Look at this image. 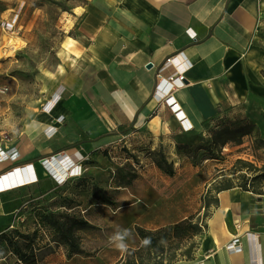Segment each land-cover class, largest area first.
I'll return each instance as SVG.
<instances>
[{"label":"crops","instance_id":"1","mask_svg":"<svg viewBox=\"0 0 264 264\" xmlns=\"http://www.w3.org/2000/svg\"><path fill=\"white\" fill-rule=\"evenodd\" d=\"M81 8L69 56L46 74L9 133L0 132V176L33 163L36 179L0 191V264H23L1 236L17 238L18 214L56 189L41 160L65 153L83 161L95 181L107 175L116 205L128 208L120 199L130 188L168 180L150 156L177 152L180 138L215 137L244 118L243 106L264 99V0H91ZM181 52L191 63L184 85L157 88L160 75L176 76L178 65H164ZM4 115L1 107L0 121ZM126 165L138 177L120 185L117 170ZM215 197L194 257L165 264H264V195L234 186ZM234 240L237 251L228 248ZM55 244L38 241L37 264L74 259L53 253ZM130 248L118 257L100 252L93 264H122Z\"/></svg>","mask_w":264,"mask_h":264},{"label":"rangeland","instance_id":"2","mask_svg":"<svg viewBox=\"0 0 264 264\" xmlns=\"http://www.w3.org/2000/svg\"><path fill=\"white\" fill-rule=\"evenodd\" d=\"M90 1L0 0V108L5 111L0 132H4V136L19 121L27 103L40 94L43 78L60 63L62 55L59 52L62 49L70 52V37L75 35L71 25L75 18H79L76 12ZM21 3L25 4L13 28L2 27V22L14 19ZM255 102L259 103L248 106L247 110L243 106L244 118L228 121L223 129L226 134L219 140L215 137L180 138L181 147L178 145L177 152H164L173 174L164 171L168 180L158 182L157 188L143 184L126 190L127 198L121 195L120 201L129 204L128 208L102 201L97 190H104L115 202L116 191L109 186L107 175L95 181L87 173L84 179L71 178L64 183L55 181L56 189L52 193L18 214L19 230L23 234L35 232L36 246L40 239H47L46 235L51 241L57 239L59 243L54 245L55 249L51 247L53 253L61 249L67 259L74 257L72 261H63L64 264H93V257L100 252H107L104 254L107 257H118L123 251L117 246L120 241L110 238L125 229L129 235L124 237L123 243L133 248L127 249L126 261L122 264L140 257L144 259L143 264L193 258L206 229L202 234L186 236L180 241H167L164 243L165 253L152 257L146 249L136 248L142 243L138 228L156 230L192 217L196 222L201 221L206 213L210 215V208L204 207L206 202L214 201L218 190L229 184L247 183L254 194L264 195V99ZM154 155L156 157L150 156L151 159L158 161L159 153ZM94 162L91 160L89 164ZM136 164L139 166L140 162ZM126 166L129 172L131 166ZM44 209L70 212L89 220V227L75 231L83 248L82 254L68 256V249H64L65 245L56 237V232L41 219ZM207 217L202 220V225ZM49 252L46 249L38 257Z\"/></svg>","mask_w":264,"mask_h":264},{"label":"trees","instance_id":"3","mask_svg":"<svg viewBox=\"0 0 264 264\" xmlns=\"http://www.w3.org/2000/svg\"><path fill=\"white\" fill-rule=\"evenodd\" d=\"M223 129H225V127L219 131L217 136H215L217 140H219V138H221L223 134H226L224 132L225 130ZM158 153L160 156V159L157 161L159 168L163 172L165 171L168 174L172 175L173 170L170 163H168L165 153L163 151H160ZM126 169L127 166H123L118 168L117 170L116 179L120 185H131L138 177V172L135 168L132 167L128 168L131 169L129 172L126 171ZM85 177L86 174L84 173L81 177L75 179L79 180V179H84ZM232 187H234V185L229 184L228 186L220 188L218 192ZM239 187H241L244 190L250 191V189L247 187V183L241 184L239 185ZM96 194H101L99 198L102 201L104 200L105 203L116 204L115 200L110 198V196H107L104 190L99 189L96 191ZM217 203H218V199L215 197L214 201L211 202L209 200L208 202H206L204 207L206 209H209L212 204L215 205ZM205 216H209V215L206 213ZM41 219L56 232L55 233L56 237L59 238V240L63 243V245L67 247L68 256H72L73 254L83 253V248L78 240L75 231L79 228L89 227L91 223L89 222L88 219L84 217H79L76 214L70 212H63V211L60 212L50 209L42 210ZM202 220L196 222L194 217L184 218L174 224H169L160 227L156 230H148L140 227L138 228V232L142 239V243H141V247L137 249L144 248L147 250L149 256L159 257L160 254L163 255L165 253L166 246L164 245V243H166L167 241H172V240L180 241L183 240L186 236L191 237L202 234L204 230L207 228L206 223L203 225L201 224ZM38 225H41V223L38 222ZM15 234L17 238H15L12 235L7 237L6 234H3L1 238H4V240H6L8 247H10V249L18 256V258L21 260L23 264H37L38 258L35 252V245H36L35 243L37 240L36 239L37 234L35 232L33 234H23V232L19 230H16ZM146 240L148 241L147 243H145ZM54 241H56V243H59L57 239H54ZM138 254L141 255L142 251L139 250ZM137 259H138V263L140 264L144 263V259L142 257H140V259L139 258ZM171 261L172 260L167 262H171ZM165 262H166L165 260H161L156 263H147V264H165ZM126 264H137V262L128 260Z\"/></svg>","mask_w":264,"mask_h":264},{"label":"built area","instance_id":"4","mask_svg":"<svg viewBox=\"0 0 264 264\" xmlns=\"http://www.w3.org/2000/svg\"><path fill=\"white\" fill-rule=\"evenodd\" d=\"M24 4L25 3L20 4L19 11H18V13H16V16L14 17V19L11 22H2L1 26L4 28H7V29L8 28L12 29L14 26V23L17 20V15L21 12ZM172 63L178 65L177 66L178 72H176V74H175L176 76L175 77L171 76V77L167 78V77H163L160 75V80H159V83L157 85V88H159V89L161 88L164 91H167L168 93H170L171 91L175 90L176 88L184 85V82H183L184 77H185L184 73H185L186 69H188L191 65L190 61L186 58V56L183 52L177 54L176 56L169 58L166 61L164 67L165 66L167 67V66L171 65ZM167 101L169 103H173L174 102L173 97L170 95L167 98ZM172 106H173V108L177 107V109H179L177 103H174ZM180 113H181V111H178V114H180ZM185 120L186 119H184L183 122ZM53 159H55V158L43 159V160H41V163L48 168V164H50V161ZM56 159L58 160V162L62 163V165L65 169V172L67 174L66 178L63 181H61L60 183L65 182L69 178H79L86 171L84 168L83 161H74V160L70 159V157L65 153L62 155L57 154ZM33 165H34L33 163L26 164V166H29L30 168H34ZM16 168H18V167H16ZM16 168H14V169H16ZM1 176H4V174ZM33 179L36 180L35 178H33ZM39 226H41V225H39ZM46 237L49 238L48 235H46ZM228 248L232 251H237L241 248V244L239 242H237V240H234V241L230 242Z\"/></svg>","mask_w":264,"mask_h":264},{"label":"bare ground","instance_id":"5","mask_svg":"<svg viewBox=\"0 0 264 264\" xmlns=\"http://www.w3.org/2000/svg\"><path fill=\"white\" fill-rule=\"evenodd\" d=\"M59 53L64 57L69 56L68 49H62ZM48 170L52 177L58 182H61L66 178L67 174L62 163L57 162L54 159L48 164ZM33 178H35V173L32 168L26 165L19 166L16 169H12L4 176H0V191L9 190L24 184H30L34 180Z\"/></svg>","mask_w":264,"mask_h":264},{"label":"clouds","instance_id":"6","mask_svg":"<svg viewBox=\"0 0 264 264\" xmlns=\"http://www.w3.org/2000/svg\"><path fill=\"white\" fill-rule=\"evenodd\" d=\"M129 233H128V230H123L122 233H118L116 236L114 237H111L110 239H114V240H117V241H120V243H118V247L121 249V250H124L126 248V245L123 243V240H124V237L128 236ZM148 241L146 240L145 243H147Z\"/></svg>","mask_w":264,"mask_h":264}]
</instances>
